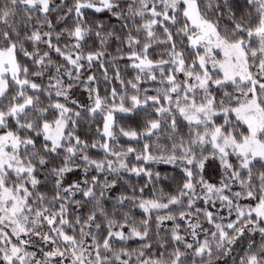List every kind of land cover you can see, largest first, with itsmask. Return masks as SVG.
<instances>
[{
  "label": "snow or ice",
  "instance_id": "obj_1",
  "mask_svg": "<svg viewBox=\"0 0 264 264\" xmlns=\"http://www.w3.org/2000/svg\"><path fill=\"white\" fill-rule=\"evenodd\" d=\"M0 264H264V0H0Z\"/></svg>",
  "mask_w": 264,
  "mask_h": 264
},
{
  "label": "trees",
  "instance_id": "obj_2",
  "mask_svg": "<svg viewBox=\"0 0 264 264\" xmlns=\"http://www.w3.org/2000/svg\"><path fill=\"white\" fill-rule=\"evenodd\" d=\"M167 167H169V168H170L171 166H167Z\"/></svg>",
  "mask_w": 264,
  "mask_h": 264
}]
</instances>
